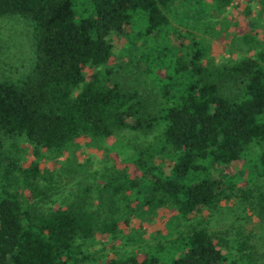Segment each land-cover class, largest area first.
<instances>
[{
  "label": "trees",
  "instance_id": "1",
  "mask_svg": "<svg viewBox=\"0 0 264 264\" xmlns=\"http://www.w3.org/2000/svg\"><path fill=\"white\" fill-rule=\"evenodd\" d=\"M179 1L0 0V16L23 20L30 44L25 69L0 76V264H79L86 256L75 240L114 231V206L127 189L132 202L167 203L187 216L226 191H249L241 178L248 182L254 170L264 177V50L220 65L203 62L205 45L193 29L205 24L189 18L182 3L174 8ZM227 1L201 0L216 8ZM116 43L138 46L134 63L157 93L154 107L136 87L113 80ZM119 129L158 131L155 144L117 149L122 172L103 180L104 215L84 196L38 208L30 199L44 195L34 182L37 163L21 167L1 149L12 136L60 150ZM14 181L29 198L10 188ZM138 185L149 192L133 193ZM252 198L264 215L263 191ZM221 245L194 227L168 250L114 254L100 264H259L244 236Z\"/></svg>",
  "mask_w": 264,
  "mask_h": 264
},
{
  "label": "rangeland",
  "instance_id": "2",
  "mask_svg": "<svg viewBox=\"0 0 264 264\" xmlns=\"http://www.w3.org/2000/svg\"><path fill=\"white\" fill-rule=\"evenodd\" d=\"M204 1L210 3V0ZM181 3L189 18H199L205 24L203 31L193 29L205 45L203 62L220 65L264 50V16L258 0H228L217 8L212 3L205 6L201 0H180L174 8H181ZM112 52L113 80L123 87H136L154 107L157 93L134 63L138 46L134 44L124 48L116 43ZM29 56L26 23L15 17L0 16V76L17 75L23 71ZM90 70L91 66L84 67V75ZM157 131L119 129L101 141L79 137L60 150L35 149L22 137L12 136L4 138L1 149L4 154L15 158L21 167L37 163L38 175L34 182L44 195L41 199H30L38 208L46 210L84 196L92 207L99 206L98 211L104 215L107 208L101 204L100 197L107 192L102 188L103 180L115 172H122L116 157L117 149L127 144H155ZM161 158L162 154L158 153L155 162ZM16 173L19 174L18 171ZM245 179L241 178V187L251 192L242 194L239 189L226 191L210 206L198 208L187 216L179 215L175 207L167 203L142 206L132 202L128 199L131 190H125L123 195L127 198L116 201L114 206L116 229L105 234L96 231L89 237L75 240L79 255L86 256L79 264H100L114 254L141 253L154 248L165 251L176 243L181 234L194 227H204L214 240L222 243V247L230 245L235 237L244 236L254 245L258 263L264 264V215L258 213L252 198L257 190L264 193V177L254 170L249 181ZM9 186L18 190L22 198H29L30 191L23 187L21 181H14ZM148 192L147 185H138L133 190L137 194Z\"/></svg>",
  "mask_w": 264,
  "mask_h": 264
}]
</instances>
